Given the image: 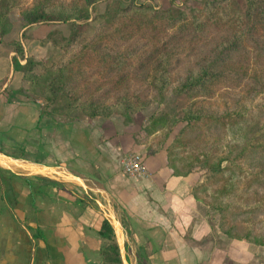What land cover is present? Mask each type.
Returning a JSON list of instances; mask_svg holds the SVG:
<instances>
[{
    "label": "trees",
    "instance_id": "obj_1",
    "mask_svg": "<svg viewBox=\"0 0 264 264\" xmlns=\"http://www.w3.org/2000/svg\"><path fill=\"white\" fill-rule=\"evenodd\" d=\"M104 1V11L96 13ZM15 8L28 27L69 26L68 35L46 38L64 55L51 67L42 93L30 97L35 103L45 101L41 115L50 114L47 107L61 98L80 116L119 113L129 119L165 103L171 93L187 95L180 112L152 113L140 130L143 138L136 133L135 142L150 155L174 134L165 147L172 175L201 172L192 194L207 199L209 210L219 213L220 231L264 247V100H259L264 97V0H204L189 9H164L139 0H0V42L13 29ZM89 29V35L94 33L79 43ZM11 43L13 69L22 73V82L29 84L22 90L28 92L41 77L43 63L26 57L20 39ZM222 84L247 87L251 103L220 106L215 98ZM0 174L17 175L3 169ZM21 177L33 190V181L70 186ZM98 233L109 243L101 247L105 264H122L106 217ZM147 259L141 254V264Z\"/></svg>",
    "mask_w": 264,
    "mask_h": 264
},
{
    "label": "crops",
    "instance_id": "obj_2",
    "mask_svg": "<svg viewBox=\"0 0 264 264\" xmlns=\"http://www.w3.org/2000/svg\"><path fill=\"white\" fill-rule=\"evenodd\" d=\"M11 20L12 31L0 42V62L12 65L11 42L17 39L26 57L46 59L55 46L45 38L62 31V25L28 27L18 9L11 12ZM33 28L44 33L33 36ZM6 72L0 77L1 142L27 147L38 139L42 162L102 181L121 206L140 264L144 253L146 264H264V247L224 236L208 200L192 194L201 172L172 175L165 147L147 155L145 146L135 142L137 129L124 132L127 126L121 128L114 116L64 122L52 114L41 115L37 103L19 95L9 102L4 91L9 85L18 87L22 74ZM133 151L146 152L147 173L128 180L121 157ZM32 183L36 190L20 175L0 174V264H105L101 247L106 239L98 231L106 216L93 193H80L73 185Z\"/></svg>",
    "mask_w": 264,
    "mask_h": 264
},
{
    "label": "rangeland",
    "instance_id": "obj_3",
    "mask_svg": "<svg viewBox=\"0 0 264 264\" xmlns=\"http://www.w3.org/2000/svg\"><path fill=\"white\" fill-rule=\"evenodd\" d=\"M127 0H121L122 4H125ZM139 1H144L147 2L148 4H151L155 7H160V8H168L172 5H181L182 7L189 9L191 7H198L201 6L202 3L204 2V0H139ZM240 3L244 2V0H238ZM28 2H31V0H28ZM106 6V1L98 4V6L96 7V13H102L105 9ZM17 9V8H15ZM19 10V9H18ZM11 16V15H10ZM20 16V15H19ZM62 25V27L60 28L62 31H58V32H52L51 34H47V37L52 36V35H58V34H63V35H68L69 34V26L67 23H59ZM33 36H38V35H42L44 32L41 30H36V28H33ZM92 29H89L84 35L79 39V43L83 44L91 35H89L92 31ZM46 37V38H47ZM45 38V40L47 42H49V44L51 43L52 46H55L51 41L47 40ZM12 45V43H11ZM13 46V45H12ZM3 47H0V54L2 55V49ZM58 52V53H57ZM64 55V50L55 46V48L50 47L49 49V53H48V57L46 59H37V58H33L36 60H39L40 62H42V66L39 67L38 71L41 72V77L37 80V82L32 86V88L30 89V91L26 92L25 90H22V88H27L28 87V83L27 82H22L18 87H16L15 89L13 88V85H9L8 88L6 89V91H4L7 95V98H10L12 101L17 100V96L19 95L20 99H29L28 101H31V98L34 96H39L44 88V85L49 77L50 74V70L51 67L58 62V60ZM28 58H32V57H28ZM25 63V62H24ZM13 66L10 64L7 68V62L5 60H2L0 62V77H2L3 75H7L6 71L10 72V76L13 73ZM44 68H47V71H44ZM7 69V70H6ZM21 73V72H20ZM22 74V73H21ZM5 75V76H6ZM6 78L3 79V81H5ZM2 83V82H1ZM217 93L218 95L216 96L215 100L217 102V104H219L220 106H225L226 104H250L251 102L249 101V91L247 89V87H239V88H235L232 85H219L217 87ZM10 95V96H9ZM31 97V98H30ZM14 98V99H13ZM190 99V97H188L187 95L181 94H174L171 93L167 99V101L163 104H158L155 103L153 105H150L146 108H143L135 113L130 114L129 119H126L123 115L119 114V113H114L109 117H116L119 118V122L121 126V128H124L125 125L127 126L126 128H124V132H127L129 130H131L132 128H136L137 131L134 133V135L137 133V135L139 136V138H143V133L140 132L141 128L144 126V124L147 121V118L154 113L157 110H166L168 112H180L181 109L187 104L188 100ZM264 100V97H260L259 100ZM11 101V102H12ZM25 101V100H23ZM36 103L39 106V110L41 111L40 107L41 105L45 104V101L40 98L38 101H36ZM67 101L66 99H61V98H57L56 100H54L48 107L46 110L49 111L50 114H52L54 117H58L61 120H63L64 122H70L73 120H66L67 116H74L77 117V119L74 120H80V119H91L85 116H80V110L78 109H68L66 107ZM101 118H109V117H102L99 116ZM96 117V118H99ZM95 119V118H93ZM128 125H130L131 127L128 128ZM182 126V124H179L176 129H175V133L180 129V127ZM174 137V134L170 137L169 141ZM167 142V143H168ZM167 143L164 145V147H166ZM143 145V144H141ZM145 146V145H144ZM0 149L1 151H3L6 154L15 156V157H20V158H25V159H29V160H34V161H40L42 162V159L44 158V154L41 152L40 150V142L38 139H36V141H32L30 143V146L24 147V145H19V146H14V145H7L4 142H1L0 140ZM146 149V148H145ZM134 153H141L144 154L146 153L144 151V153L142 152H137V151H133ZM128 153H132V152H128ZM125 153L122 155V159H121V169L123 170V163L122 161L124 160L125 156L128 154ZM44 163V162H43ZM124 174L127 176V178H129L128 180H131V176L127 173L124 172ZM78 192L80 193H84L85 191H83L82 189H78ZM92 197L94 199V202L97 206L98 209L102 210V212L104 213V215H106L105 211L103 210V208H101L100 204L104 205V202L102 201L101 198H99L97 195L92 194ZM209 202V201H208ZM209 206V204H208ZM210 211H214V210H210ZM215 215L217 216V220L219 223V213L217 211H214ZM224 236H226L225 234H223ZM227 237V236H226ZM229 238V237H227ZM116 239V237H115ZM117 242V240H116ZM109 244L108 240L105 241V246ZM118 244V242H117ZM104 246V245H103ZM120 249V248H119ZM128 250V247H127ZM130 251V250H128ZM121 255V253H120Z\"/></svg>",
    "mask_w": 264,
    "mask_h": 264
},
{
    "label": "water",
    "instance_id": "obj_4",
    "mask_svg": "<svg viewBox=\"0 0 264 264\" xmlns=\"http://www.w3.org/2000/svg\"><path fill=\"white\" fill-rule=\"evenodd\" d=\"M0 169L24 177L39 176L47 178L61 184L79 187L84 191L97 195L104 202V205L99 204L105 211V216L114 230L123 264H140L134 244L130 240L129 232L123 223L121 206L102 181L61 164L50 165L40 161L15 157L1 150ZM127 246L130 247L131 252L127 250Z\"/></svg>",
    "mask_w": 264,
    "mask_h": 264
},
{
    "label": "built area",
    "instance_id": "obj_5",
    "mask_svg": "<svg viewBox=\"0 0 264 264\" xmlns=\"http://www.w3.org/2000/svg\"><path fill=\"white\" fill-rule=\"evenodd\" d=\"M122 163L124 172L131 177L141 178L147 173L144 155L141 153H128Z\"/></svg>",
    "mask_w": 264,
    "mask_h": 264
}]
</instances>
